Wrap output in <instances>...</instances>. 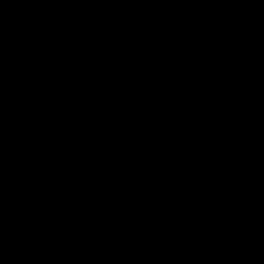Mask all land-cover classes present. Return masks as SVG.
Segmentation results:
<instances>
[{
    "label": "water",
    "instance_id": "95a60500",
    "mask_svg": "<svg viewBox=\"0 0 264 264\" xmlns=\"http://www.w3.org/2000/svg\"><path fill=\"white\" fill-rule=\"evenodd\" d=\"M0 264H264V0H0Z\"/></svg>",
    "mask_w": 264,
    "mask_h": 264
}]
</instances>
